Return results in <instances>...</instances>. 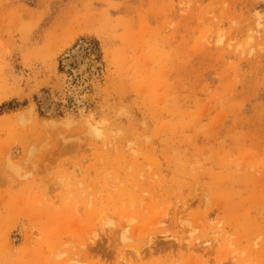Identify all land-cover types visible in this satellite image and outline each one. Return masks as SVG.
Here are the masks:
<instances>
[{"label": "rangeland", "instance_id": "obj_1", "mask_svg": "<svg viewBox=\"0 0 264 264\" xmlns=\"http://www.w3.org/2000/svg\"><path fill=\"white\" fill-rule=\"evenodd\" d=\"M0 264H264V0H0Z\"/></svg>", "mask_w": 264, "mask_h": 264}, {"label": "bare ground", "instance_id": "obj_2", "mask_svg": "<svg viewBox=\"0 0 264 264\" xmlns=\"http://www.w3.org/2000/svg\"><path fill=\"white\" fill-rule=\"evenodd\" d=\"M82 48V46H79V47H77L75 50H73L74 52V55L77 57V59H79V56H80V53H82L81 51H80V49ZM69 58H70V56H69ZM72 59V58H71ZM76 61H78V60H76ZM77 63H79V62H77ZM80 70H81V68H79Z\"/></svg>", "mask_w": 264, "mask_h": 264}]
</instances>
